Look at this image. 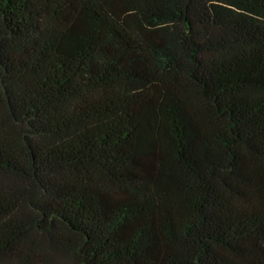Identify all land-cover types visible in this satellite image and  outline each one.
Listing matches in <instances>:
<instances>
[{
    "label": "trees",
    "instance_id": "obj_1",
    "mask_svg": "<svg viewBox=\"0 0 264 264\" xmlns=\"http://www.w3.org/2000/svg\"><path fill=\"white\" fill-rule=\"evenodd\" d=\"M0 264H264V0H0Z\"/></svg>",
    "mask_w": 264,
    "mask_h": 264
}]
</instances>
